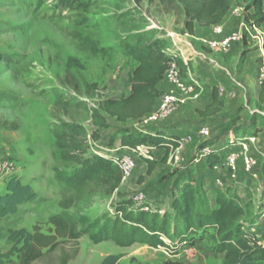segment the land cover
Listing matches in <instances>:
<instances>
[{
    "label": "rangeland",
    "instance_id": "374dc122",
    "mask_svg": "<svg viewBox=\"0 0 264 264\" xmlns=\"http://www.w3.org/2000/svg\"><path fill=\"white\" fill-rule=\"evenodd\" d=\"M250 5L251 0H235L220 22L206 25L183 9L165 12L156 0H0V194L10 178L20 176L37 195L16 214L0 216V250L6 253L14 245L12 230L50 234L54 215L90 211L96 218L113 213L124 198L137 208L141 204L135 197L142 196L153 211L175 213L173 202L186 183L203 192L209 209L216 206L219 189L251 203L252 213L241 223L264 244V55L258 40L247 36L227 52L209 44L241 31L245 23L264 31V0L261 14ZM234 8L244 13L236 16ZM218 26L224 28L221 35L214 32ZM140 33L147 40L163 39L166 52L192 63L182 77L185 91L166 73L158 82L153 111L168 94L175 99L173 111L158 120L150 118L151 112L123 119L116 106L125 107L139 81L140 66L125 45L135 43ZM58 95L85 101L90 111L60 108ZM228 113H241L235 130L221 124ZM64 123L88 129L75 149L79 159L71 165L61 158L54 137ZM158 127L178 138V145L158 149L146 144L149 156L122 145L123 133H154L151 129ZM214 152L221 162L210 170L207 157ZM127 153L136 166L128 175L122 171L120 184L91 188L69 209L60 205L69 194L55 181L56 168L71 171L97 155L119 158ZM251 159L255 164L248 169ZM197 229L178 253L168 250L173 243L164 236L168 247L94 243L84 235L68 264H101L111 254L121 255V264H223L225 253L216 250L215 230ZM76 246L65 242L34 264H61L63 254L73 255ZM5 264L11 263L6 259Z\"/></svg>",
    "mask_w": 264,
    "mask_h": 264
},
{
    "label": "trees",
    "instance_id": "16d2710c",
    "mask_svg": "<svg viewBox=\"0 0 264 264\" xmlns=\"http://www.w3.org/2000/svg\"><path fill=\"white\" fill-rule=\"evenodd\" d=\"M156 1L165 12H179L183 9L188 16L206 25L220 22L235 2V0ZM250 6L256 8L257 15L261 14L263 0H251ZM261 20L263 21V17ZM164 43L163 39L147 40L145 33L137 34L135 43H126L128 54L140 67L139 81L133 97L125 107H121V103L116 104L123 119L142 117L153 111L156 103V86L172 61L178 64L183 77L191 71L192 63L190 61L186 63L180 55L175 58L166 52ZM56 105L66 110L90 111L85 101L63 95L56 97ZM229 114H225L221 124L228 130H235L233 125L239 121L241 113L233 116ZM95 122L98 124L99 120L96 119ZM151 130H154V133L153 131L146 134L123 133L122 145L136 148L147 144L158 149L171 144L178 145V138L169 135L168 132L160 131L159 127ZM191 133L196 135L194 131ZM87 134L88 129L76 123H64L61 130L54 132L61 158L68 165L79 159L75 149L79 139ZM237 142L239 141L236 140L235 143ZM202 149L203 147L200 150ZM207 161L210 170H213V167L220 164L221 156L218 152L211 153ZM121 178L122 169L118 164V158L113 156L97 155L87 165L74 167L71 171L56 168L55 181L69 194L60 201V205L69 209L77 205L91 188L96 186L105 188V184L116 186L120 184ZM36 197L31 184L24 183L20 176L10 178L5 191L0 194V216L16 214L20 205L33 201ZM208 205L203 192L198 191L193 183H186L181 189V194L173 202L172 208L175 213L153 211L149 203H143L136 208L132 199L124 198L116 203L113 213L106 212L96 218L91 217L90 211L79 215H54L50 219L54 225L50 234L40 230L32 233L25 228L12 230L9 238L14 245L6 253L0 250V264H5L6 259L11 264H34L65 242H75L77 246L73 255L64 253L61 257V264H68L78 254V242L84 235H89L94 243L113 240L120 246H131L139 242L152 247H168V243L162 238L164 236L172 241L171 250L178 253L179 247L189 239V233L197 232V228L215 230L213 238L216 250L225 253L223 264H264V244L259 243L253 231L245 229L241 223L243 217L251 215L253 210L251 203L245 201L238 193L219 189L216 192V206L209 209ZM14 256L17 257L16 261L13 259ZM120 259L121 255L111 254L106 256L101 264H121Z\"/></svg>",
    "mask_w": 264,
    "mask_h": 264
},
{
    "label": "built area",
    "instance_id": "2783aa9c",
    "mask_svg": "<svg viewBox=\"0 0 264 264\" xmlns=\"http://www.w3.org/2000/svg\"><path fill=\"white\" fill-rule=\"evenodd\" d=\"M244 13V10L241 8H234L233 9V14L236 16H241ZM241 31H234L231 32L230 35L228 37H225L223 40L221 41H210L209 44L212 47L213 50L215 51H224L227 52L230 50V48L232 47V45L242 39H245L246 36L247 37H251V38H256L258 40V44L261 48L262 51V55H264V31L263 28H259L257 25L253 24H244L241 28ZM214 32L217 35H221L224 32V28L223 26H218L214 29ZM172 55V54H171ZM180 54H174L173 56L176 58L177 56H179ZM181 56V55H180ZM183 59L184 57L181 56ZM185 60V59H184ZM185 62H189L187 60H185ZM166 76L169 79V81L174 84L175 86L181 88L182 90H186V87L182 81V75L180 73V69L178 64L175 61H172L169 65V68L166 71ZM174 96H172L171 94H168L165 99L163 100V102L161 103L160 107L156 110V111H152L151 112V119L152 120H158L160 118L166 117L168 116L172 111H173V103H174ZM204 133H209L208 130H203ZM130 149L132 150V152H136V153H140L143 156H149L145 153V149L149 151V147L147 146V148H145V145H139L136 148H132L130 147ZM234 157L232 156L229 158V162L232 164L234 162ZM118 164L121 167L122 171L124 174L128 175L130 174L133 169L136 166V160L135 158L132 156V153H127L125 155H122L121 157L118 158ZM255 164V160L251 159L248 160V169L252 168V166ZM135 200H137L136 202H139L140 204L142 203V196H137L135 197ZM146 209V208H145ZM148 209V208H147ZM164 239V237H162ZM171 240H169L170 242ZM172 243V242H171ZM170 247H173V244L169 245ZM161 247V246H159ZM169 251H172L171 248L168 249Z\"/></svg>",
    "mask_w": 264,
    "mask_h": 264
}]
</instances>
